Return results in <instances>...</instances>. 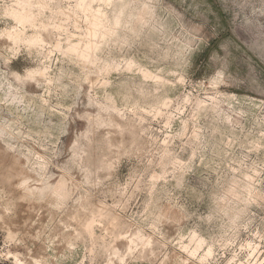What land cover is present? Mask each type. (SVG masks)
<instances>
[{"label": "rangeland", "instance_id": "rangeland-1", "mask_svg": "<svg viewBox=\"0 0 264 264\" xmlns=\"http://www.w3.org/2000/svg\"><path fill=\"white\" fill-rule=\"evenodd\" d=\"M0 264H264V0H0Z\"/></svg>", "mask_w": 264, "mask_h": 264}, {"label": "bare ground", "instance_id": "bare-ground-1", "mask_svg": "<svg viewBox=\"0 0 264 264\" xmlns=\"http://www.w3.org/2000/svg\"><path fill=\"white\" fill-rule=\"evenodd\" d=\"M143 20V19H142ZM138 21H141V18H140V20H138Z\"/></svg>", "mask_w": 264, "mask_h": 264}]
</instances>
